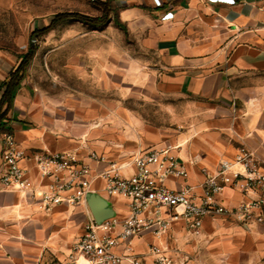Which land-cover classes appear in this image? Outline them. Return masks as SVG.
I'll return each instance as SVG.
<instances>
[{
  "label": "crops",
  "instance_id": "1",
  "mask_svg": "<svg viewBox=\"0 0 264 264\" xmlns=\"http://www.w3.org/2000/svg\"><path fill=\"white\" fill-rule=\"evenodd\" d=\"M112 4L118 8L127 35L111 23L106 26L128 39L110 40L105 46L126 47L115 69L128 83L125 87L141 89L149 84L151 94L189 102L178 143L136 139L133 149L117 154L108 145L85 147L77 139L82 126L77 118L34 121L26 77L14 98L2 101L1 85L19 61L0 49V169L6 134L13 135L24 150L22 166L36 182L32 155L43 150L76 151L90 163L93 174L115 163L121 175L128 177L135 171L133 159L138 152L176 146L188 176L167 179L166 184L173 188L200 185L222 160H232L242 145L254 151L264 167V0H112ZM67 128L74 131L65 132ZM92 151L105 162L89 160ZM102 185L101 179L95 180V188ZM101 197L114 215H127V200ZM217 199L231 206L247 197L230 188ZM170 213L162 210L165 218ZM86 220L83 204H63L45 211L36 197L5 189L0 183V264H67ZM153 231L147 230L137 239L140 253L147 243H156L181 251L187 258L185 264H264V224L246 227L219 214L203 219L199 235L189 232L184 220L172 221L159 238Z\"/></svg>",
  "mask_w": 264,
  "mask_h": 264
},
{
  "label": "built area",
  "instance_id": "2",
  "mask_svg": "<svg viewBox=\"0 0 264 264\" xmlns=\"http://www.w3.org/2000/svg\"><path fill=\"white\" fill-rule=\"evenodd\" d=\"M176 149L168 145L138 152L133 159L135 171L128 177L121 175L115 163L93 174L90 163L76 151L43 150L32 155L36 182L22 166L24 150L13 135L6 134L2 139L0 183L5 189L36 197L39 208L45 211L63 204L85 205L87 220L67 264H185L187 258L181 251H170L156 243H147L145 252L140 253L137 239L150 229L159 238L172 221L178 220L186 221L188 231L199 235L208 215H229L246 227L264 224V167L254 151L239 146L234 158L222 160L200 185L173 188L166 184L167 179L188 176ZM88 158L105 162L94 151ZM96 179H101V188L94 187ZM230 188L247 199L231 206L220 204L218 196ZM90 193L127 200V215L96 221L86 201ZM164 208L170 210L169 218L163 216Z\"/></svg>",
  "mask_w": 264,
  "mask_h": 264
},
{
  "label": "rangeland",
  "instance_id": "3",
  "mask_svg": "<svg viewBox=\"0 0 264 264\" xmlns=\"http://www.w3.org/2000/svg\"><path fill=\"white\" fill-rule=\"evenodd\" d=\"M96 1L0 0V49L13 55L16 62L30 46L36 50L26 70L33 120L77 118L82 124L77 139L85 142V147L108 145L117 154L118 150L133 149L136 139L177 144L184 133L182 117L189 102L151 94L149 84L141 89L125 87L128 83L115 69L126 47L105 46L110 40L128 39L120 36L113 22L114 28L93 27L69 19L42 32L60 12L100 15Z\"/></svg>",
  "mask_w": 264,
  "mask_h": 264
},
{
  "label": "trees",
  "instance_id": "4",
  "mask_svg": "<svg viewBox=\"0 0 264 264\" xmlns=\"http://www.w3.org/2000/svg\"><path fill=\"white\" fill-rule=\"evenodd\" d=\"M96 2L101 9L100 15L90 16L74 11L60 12L53 15L49 24L44 29H42V32L46 33L52 29H55L63 21L74 19L89 24L93 27H102L113 22L123 31L125 35H127V27L120 20L118 8L113 6L112 0H97ZM35 53V48L30 46L26 53L18 56V65L13 71L10 72L9 79L4 81L1 85L4 88L2 101L10 102L12 98H14L16 91L20 87L21 81L26 77L27 67Z\"/></svg>",
  "mask_w": 264,
  "mask_h": 264
},
{
  "label": "water",
  "instance_id": "5",
  "mask_svg": "<svg viewBox=\"0 0 264 264\" xmlns=\"http://www.w3.org/2000/svg\"><path fill=\"white\" fill-rule=\"evenodd\" d=\"M86 201L96 221L100 222L114 215L112 209L108 206V202L100 195L90 193L86 196Z\"/></svg>",
  "mask_w": 264,
  "mask_h": 264
}]
</instances>
